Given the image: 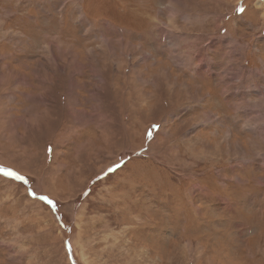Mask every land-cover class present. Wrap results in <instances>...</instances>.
I'll return each instance as SVG.
<instances>
[{
	"label": "rangeland",
	"instance_id": "rangeland-1",
	"mask_svg": "<svg viewBox=\"0 0 264 264\" xmlns=\"http://www.w3.org/2000/svg\"><path fill=\"white\" fill-rule=\"evenodd\" d=\"M0 264H264V0H0Z\"/></svg>",
	"mask_w": 264,
	"mask_h": 264
},
{
	"label": "snow or ice",
	"instance_id": "snow-or-ice-1",
	"mask_svg": "<svg viewBox=\"0 0 264 264\" xmlns=\"http://www.w3.org/2000/svg\"><path fill=\"white\" fill-rule=\"evenodd\" d=\"M237 11H240V12H242L243 11V8H237ZM109 171H111V169H109ZM5 174L6 175H16L15 173H12V172H10V171H6L5 172ZM17 178H19V177H17ZM44 199H46V198H44Z\"/></svg>",
	"mask_w": 264,
	"mask_h": 264
}]
</instances>
